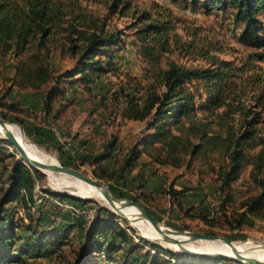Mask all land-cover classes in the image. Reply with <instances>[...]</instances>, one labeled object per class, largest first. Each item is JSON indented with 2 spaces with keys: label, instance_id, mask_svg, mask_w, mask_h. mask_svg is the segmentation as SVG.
I'll list each match as a JSON object with an SVG mask.
<instances>
[{
  "label": "rangeland",
  "instance_id": "obj_1",
  "mask_svg": "<svg viewBox=\"0 0 264 264\" xmlns=\"http://www.w3.org/2000/svg\"><path fill=\"white\" fill-rule=\"evenodd\" d=\"M38 1L48 4L56 24L52 26V33L46 39L47 48L37 50L38 40L34 38L31 48L22 57L26 59L32 53L36 55L37 51H40L42 58L38 57L39 60L34 61V66H47L49 77L45 83L38 86L24 83L23 75L15 74L13 67L15 60L11 52L4 55L0 61V117L19 124L28 140L55 155L61 164L73 166L105 184L116 197L134 200L137 198L159 222L172 229L224 235L234 241L264 243V218L256 217L252 225L245 224L239 229H229L224 223V215L219 212L220 195L216 190V178L217 170L225 166L228 159L225 149L217 151L199 149L190 158V163L176 166L153 160L152 155L157 151L148 146L143 157L146 160V169H151L154 173L149 176L145 187L149 192L140 198L137 197L140 188H136L140 178L133 176L136 175V169L129 174L128 180L117 177L100 178L94 173L92 165L88 161L83 162L80 156L90 152L91 149L88 148L90 146L100 150L113 135L117 137L115 149L118 150L119 145V157L134 143L138 142L142 148L146 135L152 129L146 119L125 118L122 108L127 105V99L131 95L134 97L149 91H161L163 89L161 71L171 63L185 67H206L210 65L211 60L219 58L229 60L234 66L242 68L237 81L244 89L243 94L236 96L235 100H230L229 108L222 106L213 112L204 109L207 102L206 86L198 80L187 81L186 85L193 93L194 102L190 120L182 119L185 125L193 121L210 133L225 134L229 125L234 124L235 128L240 126V119L245 117L246 112L249 113L247 117L256 114L262 121L264 58L252 56L251 54L258 50L236 40L241 24L234 20L233 10L231 8L207 10L192 0H117L114 6H111L113 0ZM143 11L168 23L165 49L155 47L154 58L151 59L141 51L143 43L147 41L143 42L139 37V28L144 23L139 22L136 17ZM71 27L92 30L101 35L114 33L119 38L117 43L113 42L102 48L95 56L101 59L102 66L107 70L93 73L90 79L80 78L82 77L80 72L71 76V72L77 68L78 60L77 54H72L68 48L67 31ZM35 58L34 56V60ZM54 84L60 91L63 89L64 94L61 93L58 99L62 101L60 108L57 109L58 102L54 103V107L52 105L47 114L44 101L49 94V88ZM56 110L59 111L58 116L53 119L52 114ZM216 113L220 115L216 116ZM255 126L257 133L264 136L262 123L259 122ZM177 127L173 125L174 129H178ZM239 129L240 127L236 131ZM78 139L85 141L80 150L75 144ZM196 140L197 138L194 141ZM58 146L61 147L60 150ZM260 147L261 144L245 146L246 160L243 162L240 176L232 183L236 200L226 203L228 211L236 206L241 198L259 192L260 187L256 180L263 177L264 173L255 168L253 157ZM0 148V157L3 159L0 162V170L3 168L2 163L8 164L17 158L23 160L18 150L1 132ZM69 155L74 160L73 163H69L67 158ZM103 165L108 166L107 161L103 162ZM31 169L35 177L36 205L30 209L29 215L23 207H16L14 215L17 218L14 219H17L21 226L34 225L37 221L35 218L42 214L48 218L49 224L52 223L58 230L71 225L69 233L72 239L68 240L70 245L63 244L56 252L28 257L18 264H69L78 256L77 247L81 240L77 239V235H80L83 225H88L97 214L105 217L108 211L113 210L96 198L78 196L54 185L43 171ZM172 183L174 189L185 186L191 190L186 198L184 197V208L192 205L187 201H200L193 204L190 212L202 211L209 213L210 216L217 213L216 224L210 226L183 213L175 201L165 193V189ZM61 195H64L68 204L75 203L81 211L84 209L91 211V216H87L86 211L76 212L69 207H59L51 198H59ZM80 199L85 201L82 202ZM115 214L116 217L113 219L128 230L136 243L155 252L157 249H153L151 243L164 247L152 237H143L129 221ZM49 224H46V227ZM20 244L21 242H16L15 247ZM164 248L179 253L181 259L186 257L193 259L179 252V247L175 248L176 250L171 247ZM159 253L171 258L163 251ZM104 257L102 253V258ZM219 264L232 263L224 261Z\"/></svg>",
  "mask_w": 264,
  "mask_h": 264
},
{
  "label": "trees",
  "instance_id": "obj_2",
  "mask_svg": "<svg viewBox=\"0 0 264 264\" xmlns=\"http://www.w3.org/2000/svg\"><path fill=\"white\" fill-rule=\"evenodd\" d=\"M116 2L117 0H113L111 6H114ZM192 2L200 4L207 10L231 8L234 20L241 24L236 40L257 49L258 51L252 53V56L264 58V0H192ZM136 19L144 23L138 33L143 42L147 41L143 43L141 51L150 59L154 58L155 47L160 46L165 49L168 23L152 17L146 11L139 13ZM55 24L53 13L46 3L38 0H0V61L4 55L11 52L15 60L13 63L15 74L23 75L24 83L38 86L47 81L48 67L34 66V61H38V57L42 58L41 52L37 51L36 55L32 53L26 59L22 55L29 51L34 38L38 40L37 50L47 48L46 39L52 33V26ZM67 36L70 52L78 56L77 68L71 72V76L80 72L82 74L80 78L90 79L93 73L107 70L102 66L101 59L95 56L102 48L113 42L117 43L119 38L114 33L101 35L92 30L71 27L67 31ZM241 70V67L234 66L231 61L219 58L211 60L210 65L206 67H185L171 63L161 71L163 85L161 91H149L134 97L131 95L127 99V105L122 108L125 118L146 119L151 127L152 131L146 135L142 148L139 147L138 142L134 143L119 157V145L118 150L115 149L117 137L113 135L100 150L88 147L91 151L81 154V159L83 162L88 161L94 173L100 178L117 177L128 180L129 174L136 169V175L133 176L140 178L139 183L136 184V188H140L137 195L140 198L149 192L145 187L149 176L154 173L153 170L146 169V160L143 157L148 146L157 151L152 155L153 160L162 164L172 163L176 166L190 163V158L199 149L205 148L207 151L225 149L228 159L225 166L217 170L216 178V190L220 195V212L224 215V223L229 229H239L245 224L252 225L256 217L264 218V176L256 180L260 187L259 192L241 198L230 211L226 203L236 200L232 183L240 176V170L246 160L245 146L261 144L253 157V165L264 173V136L257 133L255 126L261 122L264 127V119L261 121L256 114L247 117L249 113L246 112L245 117L240 119V129L236 131L239 127L235 128L234 124H231L225 134L210 133L193 121L188 122L187 125L182 122V119L190 120L193 114L194 98L186 85L187 81L198 80L206 86L207 102L204 109L213 112L222 106L229 108L230 100H235L236 96L243 94L244 89L237 81ZM61 93L64 94L63 89L60 91L56 84L49 88V94L44 101L47 114H49V108L52 105L54 107V103H59L57 109L61 105L62 101L58 100ZM261 94L264 100L263 90ZM58 112V110L53 112V119L57 118ZM219 115L220 113H216V116ZM173 125H177L178 129H174ZM195 138H197L196 141H194ZM84 142L79 139L76 141L75 144L79 150L84 146ZM58 148L60 150L61 147L58 146ZM67 158L69 163H73L74 160L70 155ZM2 160L0 157V162ZM106 161L108 166L103 165ZM2 164L3 168L0 170V264H18L28 257L56 252L63 244L70 245L68 240L72 239L69 233L71 225L63 226L62 230H58L52 226V223L49 224L48 218L42 214L35 218L37 221L34 225L21 226L17 219H14L17 218L14 215L16 207H23L29 215L30 209L36 205L35 177L33 170L24 162L12 159L11 163ZM173 184H169L165 193L175 201L176 206L183 210V213L190 218L200 219L210 226L216 224L217 214L212 216L202 212L195 214L190 212L192 207L184 208L182 198L190 188L182 186L174 189ZM59 198L66 199L64 195ZM135 201L138 199L135 198ZM107 213L105 217L97 214L94 220L88 225L84 224L80 229V235H77V239L81 240L77 247L78 256L69 264H219L224 261L241 264L234 259L209 256L188 255L193 259H187V257L181 259L179 253L153 243L150 246L157 249V252L152 251L134 241L128 230L113 219L116 217L114 212ZM46 221L48 222L45 223ZM46 224H49L47 225L49 228ZM16 242H21L17 248ZM160 251L171 258L161 255ZM102 253L105 255L104 258Z\"/></svg>",
  "mask_w": 264,
  "mask_h": 264
},
{
  "label": "bare ground",
  "instance_id": "obj_3",
  "mask_svg": "<svg viewBox=\"0 0 264 264\" xmlns=\"http://www.w3.org/2000/svg\"><path fill=\"white\" fill-rule=\"evenodd\" d=\"M5 129L10 130L21 143L22 147L25 149L26 153L42 162L46 163H57L59 162L57 157L52 153H49L41 149L37 144L28 140L24 135L22 127L12 121H7L5 126L0 124V132L3 134ZM19 152V151H18ZM20 153V152H19ZM21 154V153H20ZM22 156V155H21ZM25 161V159L22 157ZM48 179L56 186L66 189L68 192L73 193L78 196L93 197L101 202L107 204L110 209L116 210L104 197L101 192L102 187H97L86 180L69 175L62 172L52 171L48 168H42ZM122 210L129 216L130 225L139 231L141 235L145 237H152L154 240L159 241L164 247L177 248L178 245L167 240H164L162 234L156 230L152 222L143 217L140 214L139 209L134 205H124ZM188 233H184L182 237H187ZM150 238V239H152ZM189 248L198 251H212V252H222L226 254H233L232 246L226 244L222 239H207L200 238L196 240H190L184 243ZM233 245L237 252L245 256L259 257L264 259V243L253 242V241H233ZM176 250V249H175Z\"/></svg>",
  "mask_w": 264,
  "mask_h": 264
},
{
  "label": "water",
  "instance_id": "obj_4",
  "mask_svg": "<svg viewBox=\"0 0 264 264\" xmlns=\"http://www.w3.org/2000/svg\"><path fill=\"white\" fill-rule=\"evenodd\" d=\"M0 124L5 126L7 124V120L0 117ZM3 137L6 138L13 145V147L21 153L22 157L25 159V161H23L17 158V161L24 162L30 168H36L39 170H41L42 168H48L52 171L62 172V173H66L69 175H73L75 177L82 178L97 187H102L101 189L102 194L104 195L106 200L112 206L116 208V210L115 211L113 210V212L117 213L124 219L129 220V216L126 213H124V211L122 210V206L124 205L136 206L139 209L140 214L143 217L148 218L152 222L156 230H158L162 234L164 240L177 244L179 247L178 251L185 255L209 256V257H216V258H230V259L239 261L243 264H264V259H260L259 257L245 256L237 252L233 245L234 240H232L231 238L227 236L211 234V233L196 232V231L188 230V229H182V230L172 229L169 226L164 225L161 222H159L138 201H135L134 199L126 198V197H116L105 184L94 179L93 177L89 176L85 172L73 166H70V165H63L60 162L46 163V162H42L38 159H34L30 157L26 153L25 149L22 147L21 143L18 141L16 136L8 129H5L3 133ZM184 233H188V235H186L187 237H182ZM200 238L222 239L226 244H228L229 246H232L233 254H226L222 252H212V251H198V250L189 248L186 245H184V243L187 241L196 240Z\"/></svg>",
  "mask_w": 264,
  "mask_h": 264
},
{
  "label": "built area",
  "instance_id": "obj_5",
  "mask_svg": "<svg viewBox=\"0 0 264 264\" xmlns=\"http://www.w3.org/2000/svg\"><path fill=\"white\" fill-rule=\"evenodd\" d=\"M53 199H54V202H56V204H58V206L59 207H61V206H64V207H69V208H72L74 211H76V212H80L81 210L76 206V204L75 203H70V204H68V202L66 201V199H59V198H56V197H53ZM80 210V211H79ZM87 212L88 214H87V216H91V211H89L88 209H84V210H82L81 212ZM90 220H92V218L90 219ZM89 220V221H90Z\"/></svg>",
  "mask_w": 264,
  "mask_h": 264
},
{
  "label": "crops",
  "instance_id": "obj_6",
  "mask_svg": "<svg viewBox=\"0 0 264 264\" xmlns=\"http://www.w3.org/2000/svg\"><path fill=\"white\" fill-rule=\"evenodd\" d=\"M181 188V187H180ZM191 191V190H190ZM193 192V191H192ZM187 194H189V190L185 193V195L183 196V200H185L184 199V197L186 198V196H187ZM199 198H201V197H199ZM53 201H54V199L53 198H51ZM185 201H182V203H184ZM188 203H191L192 205L190 206V207H192L193 206V204H197V203H200V201H191V202H189V201H187ZM219 207V206H218ZM193 208V207H192ZM192 210V209H191ZM199 212H202V211H199ZM199 212H197V213H199ZM220 212V211H219ZM197 213H195V214H197ZM203 213V212H202ZM206 213V212H205ZM206 214H208L209 216H210V214L209 213H206ZM214 214H217V213H213L212 215H214ZM211 215V216H212Z\"/></svg>",
  "mask_w": 264,
  "mask_h": 264
}]
</instances>
